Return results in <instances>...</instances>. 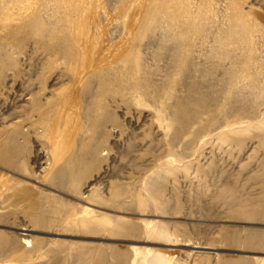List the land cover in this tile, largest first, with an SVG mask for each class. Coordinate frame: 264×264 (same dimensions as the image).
Wrapping results in <instances>:
<instances>
[{
    "label": "rangeland",
    "instance_id": "obj_1",
    "mask_svg": "<svg viewBox=\"0 0 264 264\" xmlns=\"http://www.w3.org/2000/svg\"><path fill=\"white\" fill-rule=\"evenodd\" d=\"M0 264H264V0H0Z\"/></svg>",
    "mask_w": 264,
    "mask_h": 264
},
{
    "label": "bare ground",
    "instance_id": "obj_2",
    "mask_svg": "<svg viewBox=\"0 0 264 264\" xmlns=\"http://www.w3.org/2000/svg\"><path fill=\"white\" fill-rule=\"evenodd\" d=\"M139 47V46H138ZM142 251V250H141ZM147 253H150L149 251ZM138 256V255H137ZM148 257V256H147ZM146 259V258H145Z\"/></svg>",
    "mask_w": 264,
    "mask_h": 264
}]
</instances>
